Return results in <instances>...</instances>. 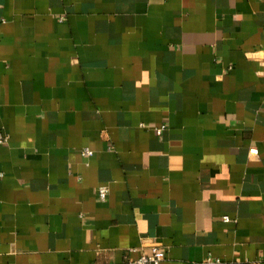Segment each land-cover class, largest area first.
Listing matches in <instances>:
<instances>
[{"label":"crops","instance_id":"obj_1","mask_svg":"<svg viewBox=\"0 0 264 264\" xmlns=\"http://www.w3.org/2000/svg\"><path fill=\"white\" fill-rule=\"evenodd\" d=\"M0 132V264H264V0H0Z\"/></svg>","mask_w":264,"mask_h":264},{"label":"built area","instance_id":"obj_2","mask_svg":"<svg viewBox=\"0 0 264 264\" xmlns=\"http://www.w3.org/2000/svg\"><path fill=\"white\" fill-rule=\"evenodd\" d=\"M63 19L64 18L62 16L61 20ZM164 128H165V124H161L160 126H157L156 130L158 134H161ZM6 140H7V136L4 135L2 132H0V141H6ZM250 150L251 152L255 151L254 148H251ZM83 152L87 155L92 154V151L89 150L88 148H85ZM107 196H108V188L106 186H101L99 188V197L102 200H105ZM224 219L226 221H229L230 217L225 215ZM165 257H166V253H165L164 248H162L159 244H155L154 246H152V249L150 252L142 253L137 259L130 260L129 262H127V264H157L161 262L162 260H164ZM219 263H220L219 259H213L210 257L206 261H204L202 264H219Z\"/></svg>","mask_w":264,"mask_h":264}]
</instances>
